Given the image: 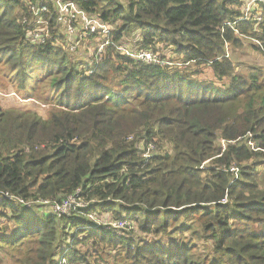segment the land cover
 I'll return each instance as SVG.
<instances>
[{
	"label": "trees",
	"instance_id": "16d2710c",
	"mask_svg": "<svg viewBox=\"0 0 264 264\" xmlns=\"http://www.w3.org/2000/svg\"><path fill=\"white\" fill-rule=\"evenodd\" d=\"M72 1L135 49L170 46L175 54L162 57L173 65L143 63L110 46L89 73L87 56L73 58L55 20L49 42L33 46L18 21L26 9L0 0V62L13 70L18 93L41 80L55 105L46 116L0 107V215L9 224L0 227V256L12 264H57L59 255L72 264H264V174L243 165L264 159V81L231 56L242 38L259 41L251 46L264 55V4L258 22L239 20L241 0ZM150 143L154 155L144 158ZM77 190L98 199L96 207L58 215L52 202ZM102 211L126 227L89 219ZM194 238L208 241L205 254ZM83 243L112 248L114 263L89 258Z\"/></svg>",
	"mask_w": 264,
	"mask_h": 264
},
{
	"label": "built area",
	"instance_id": "2783aa9c",
	"mask_svg": "<svg viewBox=\"0 0 264 264\" xmlns=\"http://www.w3.org/2000/svg\"><path fill=\"white\" fill-rule=\"evenodd\" d=\"M24 11L20 24L26 31V39L33 46L45 45L52 36L51 20L65 33L69 51L77 53L83 46L87 48L88 72L93 73L107 58V49L112 46L115 51L128 55L135 60L147 64L161 66L173 65L171 61L163 58L160 53L150 49H135L129 46L125 40H116L114 37L115 27L108 21L103 20L96 14L89 13L79 4L72 0H18ZM264 0H247L244 8V16L239 20H247L253 17L260 22L262 18V5ZM231 25V23H227ZM94 42V43H93ZM155 149L153 144H148L145 156L149 157ZM232 170L237 168L232 167ZM4 197L11 201L27 204L22 198H18L10 192H4ZM80 190L69 195L62 203L52 202L51 206L58 215L70 213L72 208L85 206L81 201ZM49 200H36L32 204H49ZM125 221L115 222L114 225L124 226ZM60 264H69L63 257Z\"/></svg>",
	"mask_w": 264,
	"mask_h": 264
},
{
	"label": "rangeland",
	"instance_id": "374dc122",
	"mask_svg": "<svg viewBox=\"0 0 264 264\" xmlns=\"http://www.w3.org/2000/svg\"><path fill=\"white\" fill-rule=\"evenodd\" d=\"M123 4H125V6L127 7V2H129V0H120ZM246 1L247 0H241V16H244V8L246 6ZM232 8L238 7V6H231ZM262 14L263 11L261 10ZM22 17L18 18V21L21 19ZM120 22V21H118ZM59 31L63 34V36L65 37L66 40V35L65 33L58 27ZM53 37V36H52ZM51 37V38H52ZM244 41V46L241 48H237L233 50V54H231V56L233 57L234 61L239 65V69L244 72H248V71H252V72H256L259 76V80L260 81H264V55L261 54L260 52L256 51L253 49V47L251 46V43H259V41H257L256 39H244L242 38ZM127 42V40H126ZM85 43H89V41H85ZM84 43V44H85ZM128 43V42H127ZM130 44V43H128ZM86 45L82 46L77 53H73L75 54L76 61L77 62H85L84 58L87 56L88 51L87 48L85 47ZM159 49L158 51L160 52L161 55L166 56V58H168V56H173V50L170 48V46L168 47H164L163 44H159L158 45ZM72 53V52H71ZM173 53V54H172ZM169 60V59H168ZM170 61V60H169ZM169 66V65H166ZM249 66H253L251 69L247 70L249 68ZM39 72H43V69H41L40 67L38 68ZM13 70L10 68L9 65H6L5 63H1L0 62V107L2 109H30V110H34L37 111L40 115L46 116L49 111L55 106L52 102L50 101H46L48 98H50V96L53 94V90H51V88L48 86V83H42L40 80L39 85H36V89L35 91H26L28 92L25 95H21L20 93L17 92L14 83L13 78H9V76L12 74ZM204 73L208 78H211V72L209 68H204ZM37 74V73H36ZM202 76V75H201ZM203 78V77H202ZM40 93V98L38 96H36L35 94H39ZM33 96V97H28V96ZM252 134H248L246 137H250ZM133 136H130L129 139H132ZM222 146H225V140L222 139ZM141 145V141L138 142V146L140 147ZM250 145L252 146L253 149L257 150L258 147H256V145L254 144V142L250 143ZM156 149V148H155ZM155 149L150 153L149 157L154 155V151ZM145 154V152H144ZM144 158H147L145 155H143ZM210 160H207L203 163L202 167H204L206 164L209 163ZM260 162H264L263 160L256 158H251L247 161L246 164L243 165H248V166H252L253 164H257L258 165V170H259V175L262 176L264 174V168L259 167V163ZM232 167L237 168V170H232ZM224 169H226V166H224ZM229 171L232 173L233 175V179H232V183H235L236 180L240 179V174L238 175V169L240 171V165L237 162H233L230 166H229ZM81 201L83 202V204L85 206H87L88 204L93 206V204H97L94 202H98V199H87L82 198ZM224 201H226V199H224ZM93 207H96L95 205ZM90 220H93L95 223H98L101 226H105V227H112L110 226L111 224L114 226V223L116 222L114 215L112 214V212L110 211H102L101 214H98L97 212L93 213L91 217H89ZM5 220H8V217L6 216H2L0 215V227H9V224H7V221L5 222ZM127 223L124 225V227H126ZM123 227V228H124ZM113 228V227H112ZM122 229H118L119 232H121ZM142 233L136 229L134 231V235H141ZM69 235V234H67ZM145 236V234H143ZM177 234H173L172 236H175ZM171 236V237H172ZM152 235H146L145 240L150 241L152 239ZM193 237H188V239H192ZM194 241L197 242V245L200 246L199 248V252L202 254H205V251L208 250L206 243H208V241L205 240H201L200 238H194ZM209 244V243H208ZM118 249H121L123 246L118 245L115 246ZM79 248L81 249V251L86 252V255L89 258H92L94 256H96V254H100L102 258H106L107 256H111L109 257V263H114L113 261V256L111 255V251H113L112 248L107 247L106 245H104L103 243L98 244L97 246V250L95 249V247H92L90 245H86L85 243L80 244ZM17 252H20L22 255H25V250L23 248H20L18 250H16ZM198 252V249H197ZM1 259L3 260V264H12L14 261L12 260V258L8 257L6 254L4 256H0ZM120 257V256H119ZM63 256L59 255L56 258V262L57 264H60V262L62 261ZM68 260V259H67ZM70 262V261H68ZM69 264H72L71 262ZM78 264H82V263H78Z\"/></svg>",
	"mask_w": 264,
	"mask_h": 264
},
{
	"label": "crops",
	"instance_id": "0c3cea01",
	"mask_svg": "<svg viewBox=\"0 0 264 264\" xmlns=\"http://www.w3.org/2000/svg\"><path fill=\"white\" fill-rule=\"evenodd\" d=\"M84 43H85V41H84L83 44H82L83 46H84ZM93 43H94V42H93Z\"/></svg>",
	"mask_w": 264,
	"mask_h": 264
},
{
	"label": "bare ground",
	"instance_id": "6f19581e",
	"mask_svg": "<svg viewBox=\"0 0 264 264\" xmlns=\"http://www.w3.org/2000/svg\"><path fill=\"white\" fill-rule=\"evenodd\" d=\"M161 55V54H160Z\"/></svg>",
	"mask_w": 264,
	"mask_h": 264
}]
</instances>
